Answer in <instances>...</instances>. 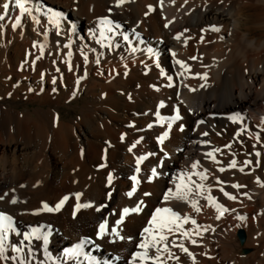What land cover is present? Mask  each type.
<instances>
[{
    "label": "bare ground",
    "instance_id": "6f19581e",
    "mask_svg": "<svg viewBox=\"0 0 264 264\" xmlns=\"http://www.w3.org/2000/svg\"><path fill=\"white\" fill-rule=\"evenodd\" d=\"M25 7L0 0V264H264V0Z\"/></svg>",
    "mask_w": 264,
    "mask_h": 264
},
{
    "label": "snow or ice",
    "instance_id": "6c2138e0",
    "mask_svg": "<svg viewBox=\"0 0 264 264\" xmlns=\"http://www.w3.org/2000/svg\"><path fill=\"white\" fill-rule=\"evenodd\" d=\"M15 4L19 7V9L22 10L23 13H30L31 12V9L25 7V4L27 3V0H14ZM124 3V0H120V4ZM119 6V5H118ZM2 7L4 9H7L9 7L8 3H4L2 5ZM4 15H0V20H4ZM39 22V21H37ZM20 24V20L17 19L16 20V25L14 26H17ZM215 31H219V29H214ZM125 39H127V37H124ZM177 39H179V37H177ZM133 51H135V49H133ZM98 62V61H97ZM177 63H181L180 61H177ZM53 83H55V81H53ZM163 106V105H161ZM179 115H177L174 119H179ZM167 136V133H165V137ZM163 139L164 137L161 138V142H163ZM208 155L211 157L213 154L212 153H208ZM257 155H259V153H257ZM196 165H193V167H195ZM232 167H235V161L232 162ZM221 171H224V169H221ZM241 171H243V169H241ZM198 175H200L201 179H206L207 177L203 174V173H198ZM111 179V177H109V180ZM133 179L135 180L136 178L133 177ZM137 183H139V181H137ZM196 187L198 189H201L203 188L202 185H196ZM234 187H240L239 185H234ZM135 191V189H133V192ZM133 192H129L128 195L131 196L133 195ZM225 195H228L227 193H225ZM231 199H235V197H229ZM65 199H67V197H65ZM91 205L89 204H84V205H78L77 206V210L80 208V207H90ZM45 207L47 208V205H45ZM60 207V205H57V208L56 210H58ZM193 207L196 208V211H199L200 209L198 207H196V204L195 202H193ZM49 211H52L53 209L51 208H48ZM141 211V207L140 206H136L132 209H129V208H124L123 209V215L124 216H127L129 215L130 212H139ZM162 213L164 214H168L167 217L165 216H162ZM190 218L189 217H184L183 218V223H187L188 220ZM0 220L2 221H7L9 222L8 225H4V224H0V255L3 254V251H4V243H5V236L2 234L4 232L7 231V227L10 226V222H11V217L9 216H0ZM182 220L180 214L178 212H175L173 211L172 209L170 208H165V209H158L157 210V213H156V216L153 217V220H152V223L153 225H155L157 227V229L159 230L160 234L159 235H155L153 234V229L151 228H146L145 229V232L149 233L150 236H151V244H149L148 242H145V243H142L140 244V248L142 249H145V253L143 255H141L140 253H137V257L141 258V259H147L148 256H147V249L149 247H155L156 249V253H159L161 252V248L158 246L159 245V242H163V241H167L168 240V237L166 235H164V231L167 230L168 232H172L173 231V225L176 227V228H179L181 225H180V221ZM123 221L122 220H119L117 221L116 223L117 224H120L122 223ZM193 224H195V220H192L191 221ZM105 232V226L104 225H101V235H103ZM116 235L119 236V232H116ZM183 235L187 236L188 233L187 232H184ZM45 241L47 240V237H44ZM121 239H123V237H121ZM192 243H196V241H192ZM182 251L184 252H187V248H185L183 246V244H180L178 245ZM81 246L80 245H77L76 249H73L72 252H70L69 254H79V250H80ZM16 252H20L21 249L20 248H16L15 249ZM163 251H168V244H164L163 245ZM189 255H191L189 253ZM156 259L159 260V256L157 255L156 256Z\"/></svg>",
    "mask_w": 264,
    "mask_h": 264
},
{
    "label": "rangeland",
    "instance_id": "374dc122",
    "mask_svg": "<svg viewBox=\"0 0 264 264\" xmlns=\"http://www.w3.org/2000/svg\"><path fill=\"white\" fill-rule=\"evenodd\" d=\"M71 113V114H70ZM77 113L71 110H63V116L65 118L76 116Z\"/></svg>",
    "mask_w": 264,
    "mask_h": 264
}]
</instances>
